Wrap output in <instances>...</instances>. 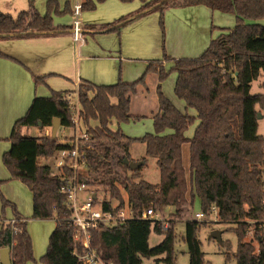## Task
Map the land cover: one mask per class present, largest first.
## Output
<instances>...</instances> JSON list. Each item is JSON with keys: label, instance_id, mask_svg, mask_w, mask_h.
<instances>
[{"label": "trees", "instance_id": "1", "mask_svg": "<svg viewBox=\"0 0 264 264\" xmlns=\"http://www.w3.org/2000/svg\"><path fill=\"white\" fill-rule=\"evenodd\" d=\"M103 1L83 0L81 11L94 10L96 3ZM140 1L137 16L148 10L158 12L162 29L166 9L197 5L233 14L235 25L211 40L197 58L176 59L163 53L162 59L148 61L143 74L134 82L123 83L120 79L112 85L79 82L80 115L89 135V147L84 149L87 165L78 174V180L109 193V197L105 195L99 202L93 201L102 211L116 213L128 206L134 216L112 227L91 229V247L108 264H142L143 259H153L150 264H173L175 232L171 224L164 230L160 221L138 217L149 208L156 213L172 207L173 217L180 218L189 214L194 199L198 198L204 215H209L213 206L219 221L235 224L229 231L237 239L233 253L236 264H264V137L257 133V114L259 110L264 112V94L250 93V83L264 73V26L249 23L264 19V0ZM51 13L58 14L54 0L47 1L44 15L32 3L16 17L0 12V40L62 33L63 28L53 25ZM125 23L121 17L104 28L112 27L109 31L118 32ZM0 57L8 58L1 51ZM165 62L172 63L170 71L176 74L173 91L183 101L185 112L176 109L161 91V83L169 73L164 69ZM147 74H156L158 79V111L152 117L154 133L130 138L119 129L112 130L110 125L112 121L119 124L132 117L130 96L136 93L137 86L144 85ZM34 81L43 83L44 77H34ZM68 92L52 91L49 98L35 97L25 115L13 124L6 139L10 148L2 155L11 179L22 182L31 193V218L55 222L46 252L39 260L44 264H83L73 254V251L81 253V247L73 242V229L68 222L70 210L60 193L64 181L40 162L68 145L60 144L57 137L21 136L19 128L38 124L50 128L54 118L59 120L60 127H72L62 99ZM187 109H193L195 115L187 114ZM195 121L192 137H185V131ZM166 129L172 133L161 135ZM134 144L143 146V161L154 160L158 171L156 184L140 178L141 167L131 170L124 163L130 160L129 149ZM184 147L188 150L186 166ZM118 152L122 153L121 157H117ZM129 170L131 174L126 175ZM63 173L70 175L68 170ZM115 182L124 191L126 201L119 198L113 206L111 198L119 197ZM0 202V250L9 249L11 264L34 261L26 219L1 193ZM6 207L12 209L13 223L4 217ZM251 223L256 246L245 239ZM202 226L194 219L184 220L182 240L187 248L188 264H204L198 239ZM151 233L162 235L161 241L152 247L148 243Z\"/></svg>", "mask_w": 264, "mask_h": 264}, {"label": "crops", "instance_id": "2", "mask_svg": "<svg viewBox=\"0 0 264 264\" xmlns=\"http://www.w3.org/2000/svg\"><path fill=\"white\" fill-rule=\"evenodd\" d=\"M47 1L49 0H0V12L16 17L32 3L36 11L44 15ZM54 1L58 14L51 13V18L53 25L63 28L62 33L0 40V51L8 56V58L0 57V164L3 153L10 148V143L6 139L13 124L25 115L35 97L49 98L52 91L72 92L76 90L81 80L95 85H112L118 79L123 83H131L140 78L148 61L161 59L157 12L148 10L149 12L147 11L144 15L137 16L142 5L140 0H104L96 3L94 10L81 11L79 15L81 40L77 42L73 39L71 15L75 0ZM163 14L167 24L165 51L176 59L197 58L208 47L211 40L227 33L235 25L233 14L211 10L203 5L169 8ZM121 17L125 18L126 23L119 28L118 32L109 31L112 27L104 28L105 25ZM249 23L264 26V19ZM34 77H44L43 83L35 84ZM157 84V75L150 74L146 78V83L137 86L136 93L130 96V105L134 97L140 98V101L150 97L151 102L141 112V116H148L151 121L158 111L155 91ZM263 85L264 83L262 87ZM165 96L171 101L169 96L166 94ZM181 112H185V109ZM195 123L196 127L197 121ZM116 126V122L112 121L110 128L115 130ZM58 129H61V135L65 137L68 128L59 126ZM187 130L184 135L191 138ZM57 131L55 137H58ZM50 133L51 127L22 126L19 128L21 136L49 135L50 137ZM170 133L172 130L166 129L161 135ZM41 160L47 164V159ZM26 188L24 189L25 198H31L30 212L22 208L21 200L9 198L8 201L15 206L21 217L24 218L25 213L30 215V219L25 221V228L31 239L33 258L34 256L37 258L46 250L39 249L37 236L32 232V227L28 231L30 220L37 219L31 218L32 197ZM1 210L0 204V214ZM4 217L7 220L13 218L10 207L5 208ZM38 221L43 228L46 227V223L49 225L46 231V238H49L55 227L54 220ZM160 241L161 239L157 243ZM31 262L28 261L26 264Z\"/></svg>", "mask_w": 264, "mask_h": 264}, {"label": "rangeland", "instance_id": "3", "mask_svg": "<svg viewBox=\"0 0 264 264\" xmlns=\"http://www.w3.org/2000/svg\"><path fill=\"white\" fill-rule=\"evenodd\" d=\"M75 3V1H74ZM73 3V4H74ZM73 7V5H72ZM157 26L159 28V39L161 43V59L163 56V53H165L167 56V52L165 51V41H166V31H167V24H166V18L163 14L162 16V23H163V29L161 28L159 24L160 15L157 12ZM171 57V56H169ZM173 58V57H172ZM150 60V59H149ZM164 69L168 71V76L165 78L162 86L161 91L163 95L165 94L170 97L171 103L175 106L176 109H179L181 111H184L185 106L182 100H179L173 91L174 83L176 80L175 73L173 71H170L172 65L170 62L164 63ZM150 74H147L144 78V84L146 83V78ZM264 83V73L261 72L259 76L253 80L250 83V93L251 94H264V87H262V84ZM156 91V90H155ZM133 98L130 105V115L132 117H138L137 115H140L138 119H133L132 117L127 122H122L117 124L115 129H119L124 135L130 138H141L145 134H153V124L152 121L148 116L142 117L141 112L148 106V104L151 102L150 97L148 96L146 100L140 101V98ZM259 109V108H257ZM187 114L194 116V111L191 109L186 110ZM259 114L261 115L260 119H257L258 129L257 133L264 137V112L259 110ZM94 123H91L93 125ZM195 122L192 123V125L188 128L187 132L191 134V137L193 135L194 129H195ZM81 127V128H80ZM79 127L78 132H74L71 134L70 130H66V136L60 135L61 129H58L57 136L59 137V140L61 138L66 139L67 141L74 138L76 135L80 136L84 131H86L84 125L81 124ZM114 128V125H113ZM68 134V135H67ZM46 136V135H45ZM130 151V162L137 163L141 167L139 174L140 178L144 179L145 181L156 184L158 182V171L156 170V167L154 165V160L151 159H144V149L143 146L140 144H134L129 149ZM122 153L118 152L117 157H121ZM40 162L43 164L45 161L40 160ZM183 162L184 165H188V150L186 147L183 149ZM47 163L52 164L51 159L47 160ZM142 165V166H141ZM137 169V168H136ZM135 170V169H134ZM131 170L127 171L125 174L130 175ZM0 193L2 197L5 200H10L9 198H16L19 201L21 200V206L24 210L30 212L31 210V198H25L24 189L26 186L20 182L19 180L11 179L10 173L7 170V168L2 164V158H1V164H0ZM2 185V186H1ZM115 185L119 191V197L111 198V204L113 206L118 204L119 198H122L124 202L126 201V195L120 185L115 182ZM94 187V186H93ZM97 188V196L99 199L103 198V196L106 195V197H109L108 192L102 191L101 187H94ZM27 189V188H26ZM30 197V196H29ZM1 204V202H0ZM173 211L174 209L172 207H165L161 211L156 212V217L160 218V222L163 225L171 224V226L174 229L175 232V243H174V263L173 264H188V253L185 243L182 240L183 233H184V220H192L194 219V215L196 213L201 212L200 208V202L198 198L194 199L193 206L189 212L188 215H183L180 218H174L173 217ZM25 219H30V215L28 216L27 213L23 214ZM35 221V222H33ZM30 220V225L28 226V231L32 227V232H34L37 236L36 241H38L39 249L46 250L47 246V238H46V231L49 227V225L46 223V227L43 228V225L40 224V221L38 220ZM203 224V226L200 228L198 233V239L200 241V248L203 253L204 258V264H236L235 259L233 257V253L236 249V243L237 239L233 232L229 231V228L235 227L234 223L230 222H221L219 221L217 214H209L205 215V218L202 220H199ZM51 223V222H50ZM214 230H219L221 232L220 239L221 242L219 243L217 239L210 237V234ZM39 232V235H38ZM44 235V239H43ZM162 239V235H155L153 233L149 236V246H155V244ZM246 240H251L253 245L256 246V241L253 239V224L251 223V226L249 227V231L245 237ZM222 244L224 246H222ZM226 254H228L229 258H226ZM44 255L41 254L37 258H35L34 261L31 262V264H44L41 263L39 260ZM152 260L143 259L142 264H150Z\"/></svg>", "mask_w": 264, "mask_h": 264}, {"label": "built area", "instance_id": "4", "mask_svg": "<svg viewBox=\"0 0 264 264\" xmlns=\"http://www.w3.org/2000/svg\"><path fill=\"white\" fill-rule=\"evenodd\" d=\"M80 7V0H75L71 13L73 18L72 33L75 42L81 40L79 23ZM62 99L66 103L73 124L68 129L71 131V134L75 131L78 132L79 127L83 123L80 115L81 108L77 88L72 92L62 95ZM63 128L67 129L66 127ZM47 136L49 137V135ZM59 137H57L58 140ZM64 140L61 138L59 143L67 144L68 148L56 150L51 157L47 158V160L51 159L52 164L47 163V165L53 173L57 174L64 181L60 193L65 196V205L70 210L68 222L73 229V242L79 244L81 247V253L73 251V254L83 264H108L102 261L91 247L90 230L99 226L112 227L128 219H133L134 216L128 206L116 213L113 211H102L97 203H93V201L99 202L101 200L97 194L95 195L97 189L78 180V174L85 170L87 165L84 149L89 147L87 143L89 141L88 133L84 131L80 136L76 135L69 141ZM65 170L70 172L69 176L64 175L63 171ZM209 214H216L215 207H211ZM138 218L141 220L161 221L160 218L156 217V213L151 208L143 210ZM204 218L205 215L202 212L194 215V220L196 221ZM9 221L13 223L14 219H9ZM162 227L164 230L167 228L166 225Z\"/></svg>", "mask_w": 264, "mask_h": 264}, {"label": "water", "instance_id": "5", "mask_svg": "<svg viewBox=\"0 0 264 264\" xmlns=\"http://www.w3.org/2000/svg\"><path fill=\"white\" fill-rule=\"evenodd\" d=\"M260 117H261V115L258 113L257 119H260ZM38 126H39V124H38ZM58 127H59V120L57 118H54L52 121V125H51V133H50L51 138L55 137V134H56ZM124 163H126L131 170H134L140 166L137 163H132V162L127 161V160H124ZM220 234H221V232L219 230H214L211 232L210 237L217 239V241L220 243L221 242ZM0 263L1 264H11L10 258H9V249L3 248L0 250Z\"/></svg>", "mask_w": 264, "mask_h": 264}]
</instances>
